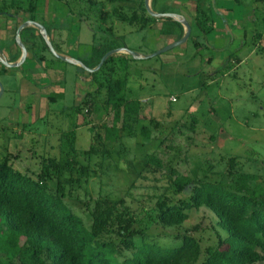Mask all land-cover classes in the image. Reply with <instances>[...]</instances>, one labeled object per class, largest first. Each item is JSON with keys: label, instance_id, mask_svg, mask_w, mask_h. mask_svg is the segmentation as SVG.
Here are the masks:
<instances>
[{"label": "rangeland", "instance_id": "rangeland-1", "mask_svg": "<svg viewBox=\"0 0 264 264\" xmlns=\"http://www.w3.org/2000/svg\"><path fill=\"white\" fill-rule=\"evenodd\" d=\"M203 2L209 17L206 24L212 30L199 34V46L187 38L184 44L147 59L113 55L112 76L125 80L126 99L143 102L144 117L137 122L121 119L116 127L123 130L108 144L109 154L88 158L83 153L90 140L89 125L111 124L110 107H101L104 93L96 91L86 71L92 51L109 43L149 56L169 44L166 38L174 32H168L161 21L146 28L115 21L111 34L104 33L96 10L83 0H0V34L7 28L12 40L16 25L22 24L15 18L28 19L26 7L33 3L31 18L43 26L54 53L80 63L57 60L47 47L32 57L39 61L37 56L43 55L53 71L37 68L34 75L24 71L20 75L8 68L15 73L8 76L0 68V161L43 180L50 194L59 181L62 202L86 228L94 201L107 196L121 200L133 213L138 223L132 228L143 233L134 239L135 245L173 247L188 234L199 240L201 249L214 246L216 235L222 238L226 232L217 227L206 207L190 208L177 227L147 220L155 217L158 200L189 202L190 189L173 192L175 175L264 190V0ZM170 9L177 10L173 5ZM16 74L32 82L29 93H22ZM149 117L157 122L156 130L148 126ZM142 124L149 128L148 139L139 133ZM71 157L78 162L68 168ZM148 157L159 165L144 166ZM49 159L56 165H50ZM81 167L89 172L82 174ZM117 228L111 222L101 239L122 247L119 242L124 237H117ZM133 251L120 249L116 260L127 259ZM259 254L258 264H264V252Z\"/></svg>", "mask_w": 264, "mask_h": 264}, {"label": "trees", "instance_id": "trees-1", "mask_svg": "<svg viewBox=\"0 0 264 264\" xmlns=\"http://www.w3.org/2000/svg\"><path fill=\"white\" fill-rule=\"evenodd\" d=\"M89 9L96 10L102 31L110 33L113 23H127L135 28H146L161 21L168 32H174L176 40L182 35V27L171 18L150 17L144 9L143 0H83ZM159 0H150L152 12L173 13L170 6L159 4ZM135 3V4H134ZM203 0H194V16L188 39L197 47L199 34H208L212 29L208 11ZM33 3H29L26 12L32 20ZM17 9L20 8L17 6ZM212 23V22H211ZM32 29L36 32L32 34ZM30 42L35 57L36 50H47L37 30L33 27L23 29L19 39ZM115 49L105 43L96 47L90 55L89 69L94 67L99 58L108 50ZM264 52V45L262 46ZM125 55V54H124ZM116 56H108L98 69L88 73L89 82L95 85L96 91H103L101 107H110L111 124L105 122L89 125V144L84 157L109 154L108 144L114 143L123 130L116 124L122 119H143L145 107L142 101L125 98V80L113 78ZM231 57V56H230ZM37 60L43 61V55ZM38 61V62H39ZM209 61V59H208ZM26 63V60L21 64ZM227 65L223 66L226 67ZM0 68H5L0 64ZM48 100L52 98L47 97ZM106 107V108H107ZM79 111L78 107L74 108ZM148 126L156 130L157 122L147 119ZM149 128L141 125L139 133L149 138ZM70 152H74L73 136L69 139ZM147 158V157H146ZM49 164L56 165L53 160ZM78 162L73 157L67 159L66 166ZM157 166L158 161L148 157V163ZM82 174L89 172L81 167ZM173 192L182 193L190 189L188 203H172L165 199L154 204L155 221L163 226H179L186 219L190 208L206 207L216 219L217 227L226 232L222 238L216 235L214 246L200 247L199 240L192 235H183L177 246L163 248L144 242L135 245L134 239L143 233L133 230L137 224L134 215L121 200L107 196L96 199L89 214L91 222L88 228L82 220L63 202L62 188L56 181L54 194L46 190L41 179H33L21 174L2 159L0 161V264H258L262 259L259 252H264V190L261 188H244L239 184L233 188L210 182L207 179L178 177L171 181ZM140 221H142L140 219ZM117 224V237H124L117 247L112 240L101 239L111 223ZM120 249H133L130 257L121 262L116 260Z\"/></svg>", "mask_w": 264, "mask_h": 264}, {"label": "crops", "instance_id": "crops-1", "mask_svg": "<svg viewBox=\"0 0 264 264\" xmlns=\"http://www.w3.org/2000/svg\"><path fill=\"white\" fill-rule=\"evenodd\" d=\"M158 3L159 4H166L168 6H172V5L176 6L177 10L173 11V13H176V15H179L180 17H182L185 21L188 22V24L190 26L192 19H193V16H194V13H195V11H194V0H159ZM149 6H150V0H149ZM220 9H223V8H220ZM16 15L20 17V15H18V14H16ZM17 18L18 17H16L15 19L19 20L18 23H20V22L23 23V22H26L29 20V19L20 20L19 18L18 19ZM20 24L16 25V27L19 26ZM154 24H155V26L159 25V21H156ZM191 29H192V24H191ZM194 30L195 29L193 27V31ZM4 32L5 33H1L2 35L0 34V50H1L3 58L6 61L14 62L17 59H19L20 51H19V48L17 46H15L16 44L14 41V35H13L12 40H11V35H9V31L7 30V28ZM175 39H176L175 35L173 34L172 36H170V38H166V44L168 42H172ZM21 44L24 47L25 52H26V55H25L26 63H25V66L23 67V69H21V68L24 64L21 67L20 66L13 67V68H15V70H13V71H16L20 75L23 71H24L25 75H34L37 72V68H41L44 71H47V70L53 71L54 70V68H50V66L47 68L46 63L48 61L44 62V60L42 61L43 64H41V66L38 67V64H37L38 61L33 59L34 57H32L33 54L31 51L30 42L29 41L27 42L26 38L23 39ZM57 46H59V45H57ZM30 52H31V54H30ZM60 54L61 53H58V55H60ZM87 61L90 62V58ZM4 68L5 69L4 70L1 69V71L4 72L5 75L9 76V75L15 74V73L11 72L12 70H9L6 67H4ZM10 69H12V68H10ZM16 75L18 76V78H21V83H20L19 87L22 88V91H23L22 93L23 94L29 93L32 82L27 81L25 78H23L22 76H20L18 74H16Z\"/></svg>", "mask_w": 264, "mask_h": 264}, {"label": "water", "instance_id": "water-1", "mask_svg": "<svg viewBox=\"0 0 264 264\" xmlns=\"http://www.w3.org/2000/svg\"><path fill=\"white\" fill-rule=\"evenodd\" d=\"M143 5H144V9L145 11L148 13L149 16L151 17H156V18H171L173 20H176L177 23H179V25L182 27V35L179 39H175L173 40L172 42H170L169 44L161 47L160 49H157L155 51V53H153L152 55H149V56H145V55H140L136 52H133V51H130L128 49H126L125 47L123 48H119V49H111V50H108L106 51L98 60L97 64L92 67V69H86V71L88 73H91L92 71L96 70L99 68V66L102 64V62L110 55H114V54H117V53H125V54H128L129 56H131L132 58L134 59H137V58H150V57H154L156 54L158 53H161V52H164V51H167L173 47H177L179 45H182L184 44V42L186 41V39L188 38V35H189V32H190V26L188 24L187 21H185L182 17H180L179 15H176V13H169V12H166V13H160V12H152L150 10V7H149V0H143ZM28 27H33L37 30V32L39 33V35L41 36L43 42L45 43V46L48 47V49L50 50V52L54 55V57L57 59V60H62V61H66V62H69V63H73V64H80L78 61L74 60V59H71V58H68V57H65V56H62L61 54L58 55V54H55L54 51L52 50V48L49 46V40H48V37H47V34H46V31L44 30L43 26L38 23V22H35V21H32V20H28L26 22H23L22 24H20L19 26L16 27L15 29V34H14V40H15V46H17L19 48V51H20V56H19V59H17L16 61L14 62H8L6 61L3 56H2V53H1V50H0V64L6 68H13V67H17V66H21V64L24 62L25 60V55H26V52H25V49L24 47L22 46L21 42H20V39H19V33L25 29V28H28ZM2 92V88H1V85H0V93Z\"/></svg>", "mask_w": 264, "mask_h": 264}, {"label": "built area", "instance_id": "built-area-1", "mask_svg": "<svg viewBox=\"0 0 264 264\" xmlns=\"http://www.w3.org/2000/svg\"><path fill=\"white\" fill-rule=\"evenodd\" d=\"M171 100L173 101V100H174V98H171Z\"/></svg>", "mask_w": 264, "mask_h": 264}]
</instances>
